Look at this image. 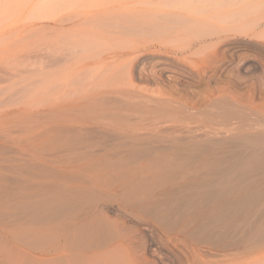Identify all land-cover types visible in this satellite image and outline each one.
I'll return each mask as SVG.
<instances>
[{
  "label": "rangeland",
  "instance_id": "1",
  "mask_svg": "<svg viewBox=\"0 0 264 264\" xmlns=\"http://www.w3.org/2000/svg\"><path fill=\"white\" fill-rule=\"evenodd\" d=\"M107 2L0 0V186H21L25 171L31 200L50 202L54 215L40 224L47 233L32 240L35 247L41 239L50 246L58 234V209L65 199L62 219H75L79 233L86 223L104 217L109 233L125 234L136 250L153 242L172 264H188L183 250L202 235L197 230L205 218L181 208L168 213L177 195L223 184L213 170L216 160L232 165L227 177L236 194L247 184L264 190V167L253 166L241 180L238 164L255 161V151L264 149V33H237L234 53L217 75L181 78L171 88L168 77L165 83L155 80L154 59L138 58L152 37L118 28V33L102 29L74 35L79 29L74 23H56L85 9H102L91 20L114 17L122 25L138 17L139 0H116L111 10ZM60 52L61 63L48 66L46 55L60 58ZM195 131L201 133L196 137ZM204 132L216 134L213 141L200 138ZM234 134L246 155L229 139ZM243 207L247 217L264 219L258 211L264 197ZM232 219L224 217L219 229L227 230ZM0 223H5L1 214ZM213 225L210 221L206 228ZM148 258L149 264H162L155 255Z\"/></svg>",
  "mask_w": 264,
  "mask_h": 264
},
{
  "label": "bare ground",
  "instance_id": "2",
  "mask_svg": "<svg viewBox=\"0 0 264 264\" xmlns=\"http://www.w3.org/2000/svg\"><path fill=\"white\" fill-rule=\"evenodd\" d=\"M108 2L105 3L106 10H111L116 0H108ZM139 3L138 17L128 20L129 25L120 24L114 17L111 21L91 20V17L99 14L102 9L96 11L85 9L76 14H67L56 19V23L66 21L74 23V26L79 28L78 31L75 29L74 35L82 34L83 31L82 35L86 36L87 32L95 34L96 31L99 32L102 29L118 33V29H121L122 32L125 31L124 33H127L126 31L138 32L143 35V38L152 37V44L144 41L142 48L139 49L138 58H143V61L150 57L154 59L155 63L153 62L154 66L151 71L155 80L159 84L165 83L166 76L172 84L171 88L176 87L181 78L214 77L217 75L223 60L228 54H231L230 51H233L231 46L234 39L237 38V33L244 32L247 35L264 33V0H139ZM77 18L78 21H76ZM49 45L52 46V44ZM62 53L60 58H58L59 55L55 58L46 55L48 60L45 62L50 63L48 66L61 63ZM71 58L73 59V57ZM246 64L247 62H244V67ZM62 67H57V69L61 71ZM86 69L85 67L84 71ZM57 76L60 77V74ZM51 81L54 79L48 83ZM158 93L164 95L166 92L159 90ZM165 118L170 119L171 117ZM160 120L162 121V119ZM197 128L199 129V126ZM193 131L191 132L194 134ZM192 133L191 135H193ZM195 133L196 136L199 132L195 131ZM215 135L204 132L199 137L211 142ZM229 139H232L238 146L233 145L242 146L241 139L237 134L231 135ZM21 151L25 154L26 148L22 146ZM243 153L246 155L247 152L241 147L239 154ZM254 155L255 161L253 162L248 163L246 160L238 162L243 167L239 174L241 180L253 166L264 167V149L261 152L256 150ZM170 162L175 164L173 161ZM212 165L213 170L223 177V184L220 182V186L217 188L209 187L203 191L191 189L180 196L177 195L176 198L181 199L180 205L175 204L176 199L167 209L170 214L175 213L179 208L184 211L191 210L205 218L197 230L202 235L192 239L189 245L188 243L185 245L186 250H183V253L186 255L187 263L264 264V219L247 217L249 211L246 212L243 207L247 204H254L264 197V190H256L253 188L254 185L247 184L244 190L236 194L239 191L238 188H235L233 182L227 177L232 165L224 166L219 160L214 161ZM24 172L20 177L21 186L16 188L0 186V214L5 222L4 224L0 223L2 231L0 264H28L32 260L44 264H149L152 262L148 258L149 254L155 255L162 264H172L170 256L163 251L162 246L155 247L153 242H149L144 250L141 248L143 251L140 252L135 249V245L133 246L131 238L125 234H110L106 228L108 225L106 226L104 217L86 223L85 229L79 233V224L75 219H62L63 214L67 212L65 199L58 209L59 216H61L58 234L53 239L51 238L50 246H46V241L43 242L41 239L39 242L42 244L35 247L31 244L32 240L41 238L47 233V230L40 224L47 221L54 213L48 211L50 202L34 203L31 200L27 191V173ZM258 211L259 215L264 217V207ZM57 214L56 216H58ZM227 215H232L234 219L228 220L227 230H220L218 226L220 223L224 224L222 221ZM244 215L245 220L242 219ZM210 221L214 225L207 229L206 226ZM33 223H36L37 226H33Z\"/></svg>",
  "mask_w": 264,
  "mask_h": 264
}]
</instances>
